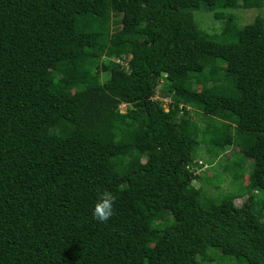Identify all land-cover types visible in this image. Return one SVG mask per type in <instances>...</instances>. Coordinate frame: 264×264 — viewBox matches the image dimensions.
Instances as JSON below:
<instances>
[{"label": "trees", "instance_id": "16d2710c", "mask_svg": "<svg viewBox=\"0 0 264 264\" xmlns=\"http://www.w3.org/2000/svg\"><path fill=\"white\" fill-rule=\"evenodd\" d=\"M263 8L0 0V264H213L216 253L264 264V21L242 32L217 13ZM195 11L222 31H203ZM193 105L203 128L187 116ZM200 134L213 159L243 148L240 207L234 195L204 203L192 185ZM105 192L114 216L101 223Z\"/></svg>", "mask_w": 264, "mask_h": 264}, {"label": "rangeland", "instance_id": "374dc122", "mask_svg": "<svg viewBox=\"0 0 264 264\" xmlns=\"http://www.w3.org/2000/svg\"><path fill=\"white\" fill-rule=\"evenodd\" d=\"M217 13L223 15L224 17L232 18L235 25H237L238 29H240V31L242 32L247 28H252L258 25L260 23L259 19L264 21V8L260 11L256 9H237L225 11L221 10ZM194 16L199 27L209 34H219L224 27L223 25L225 24L224 21L216 20L214 18V13H200V11H195ZM120 30V26L113 25L111 32L116 33ZM248 38H250V34H244L240 37V39L243 41H248ZM122 64L124 67H127V62H122ZM48 78L54 79V74L52 72H49ZM218 84H224L222 78H218ZM194 87L199 92L203 90L202 84H197ZM154 99L155 101L162 103L165 111L168 110V103L170 102L169 99H164L160 92L159 95ZM130 108L131 107L127 105H121L119 109L121 113H125ZM185 109L187 111V116H189L193 122L197 123L201 128L206 125L207 122L203 120L202 113L196 105L187 106ZM239 135L236 134V136ZM198 142L199 152L196 156V160L198 162H202V165H199L197 168L193 169L197 172V177L199 178L193 181L192 185L196 189L200 188L202 190L204 194L202 201L205 203L209 199L234 195L237 196L235 205L237 207H240L246 198L244 197V193L248 185V175L250 172L249 163L243 162L241 158L243 155V148L240 145H235L233 147H230L219 158L213 159L210 155L211 152L207 145L206 137L200 134ZM238 159L240 160V162L238 161ZM237 163L239 166H242V170L240 173L234 170L236 169L235 167ZM256 199L257 202L253 204V207L254 210L259 211L263 196L258 195ZM262 216L264 219V212ZM164 220H171V217L169 215H165ZM213 264H230V262L228 260L221 259L220 254L216 253V261Z\"/></svg>", "mask_w": 264, "mask_h": 264}, {"label": "clouds", "instance_id": "9594fccd", "mask_svg": "<svg viewBox=\"0 0 264 264\" xmlns=\"http://www.w3.org/2000/svg\"><path fill=\"white\" fill-rule=\"evenodd\" d=\"M115 197L110 192L103 193L95 204L93 218L97 222L107 223L114 216Z\"/></svg>", "mask_w": 264, "mask_h": 264}, {"label": "built area", "instance_id": "2783aa9c", "mask_svg": "<svg viewBox=\"0 0 264 264\" xmlns=\"http://www.w3.org/2000/svg\"><path fill=\"white\" fill-rule=\"evenodd\" d=\"M199 165H202V162H198ZM194 176L197 175V172L194 171L193 169L190 171Z\"/></svg>", "mask_w": 264, "mask_h": 264}]
</instances>
